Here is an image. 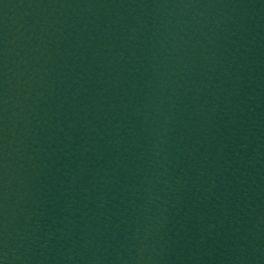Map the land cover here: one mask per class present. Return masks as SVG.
<instances>
[{
	"label": "water",
	"instance_id": "obj_1",
	"mask_svg": "<svg viewBox=\"0 0 264 264\" xmlns=\"http://www.w3.org/2000/svg\"><path fill=\"white\" fill-rule=\"evenodd\" d=\"M0 264H19L7 192L0 146Z\"/></svg>",
	"mask_w": 264,
	"mask_h": 264
}]
</instances>
